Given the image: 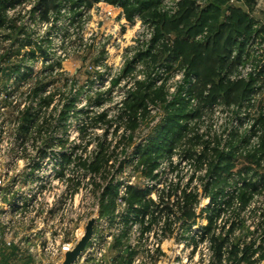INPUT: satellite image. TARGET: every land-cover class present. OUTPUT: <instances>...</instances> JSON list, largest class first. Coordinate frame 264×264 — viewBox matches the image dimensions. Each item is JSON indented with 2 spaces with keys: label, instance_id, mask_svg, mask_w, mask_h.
I'll return each mask as SVG.
<instances>
[{
  "label": "built area",
  "instance_id": "obj_1",
  "mask_svg": "<svg viewBox=\"0 0 264 264\" xmlns=\"http://www.w3.org/2000/svg\"><path fill=\"white\" fill-rule=\"evenodd\" d=\"M34 1L26 0L22 7L12 11L22 10V17L16 24L26 29L18 30L14 36H9L13 33L10 29L0 32V68L9 65L1 55L14 52L17 42L20 49L10 60L25 58V52L35 44L43 49L35 50L32 60L16 66V72L8 81L0 82V243L15 245L20 253L37 258L38 264H60L92 219L91 237L71 264H168L170 260L181 259L179 254L170 258L169 248L181 254L185 251L184 259L189 264H199V259L211 264L214 260L211 237H229L231 241L239 234L238 229L229 233L233 211H236L244 221L247 244L254 241L253 248L261 247L264 251V162L260 168L241 169L238 173L219 172L222 182L218 199L210 198L217 189L205 193L206 182L216 180L218 175L209 172L211 155L215 148L227 151L225 145L232 132L248 135L249 146L257 145L261 132L252 118L251 103L258 94H251L250 100L242 105H228L217 100L203 107L196 124H191L192 131L188 130L194 143L172 148L159 160L151 176L138 178V157L134 155V149L146 144L151 128L161 120L162 111L157 104L148 103L146 124L140 119L137 130L133 131L117 120L122 101L130 90L135 89L137 81L150 76L157 87L165 85L166 99L170 96L167 102H171L178 85L185 79L184 70L169 71L164 65L147 68L141 60L133 62L136 52L150 46L154 33L153 25L143 21L137 13L127 19L120 7L104 0H91L90 3L73 0L76 13L71 11L69 2L68 7L61 8L60 15L45 22L37 13L32 17L26 13ZM193 1L200 8L209 3V0ZM242 1L227 0L230 8L220 9V12L215 10L217 16L228 17L238 8L244 16L253 18L264 9V0H255L254 11L245 5L242 7ZM160 2V10L170 15L176 12L179 0ZM99 6L106 12L96 27L90 29L93 10ZM115 16L120 17L123 25L109 31ZM101 22H109V25L102 26ZM212 23V19L204 18L194 29V39H203ZM37 26L42 28L40 32L36 30ZM57 30H62V34ZM27 38L31 40L30 47L25 46ZM83 43L87 46L82 47ZM71 49H90L97 54L81 65H86L88 71L84 73L91 85L89 82L82 86L75 81H65L61 87L53 88L47 78H51L54 70L70 56ZM263 54L264 31L252 34L241 50H232L230 65L222 76L228 81H237L258 75L255 72ZM128 62H131L132 70L122 75ZM49 66L52 71L43 73L42 90L38 96L31 97L32 81L19 79L17 75L23 74L26 67L42 68V71ZM35 75L32 71L30 78ZM116 79L117 84L112 86ZM260 81H264V70ZM194 82L195 77H189L186 87H191ZM259 82L255 90L260 87L264 91V85H261L264 82ZM107 91L110 95L104 97L106 100L100 105L87 104L88 96ZM77 93L81 98L77 96L75 100V115L72 109L65 110V107ZM182 95L187 96L186 91ZM48 98L50 103L43 105L42 100ZM27 106L34 107L37 122L30 129V135L24 136L19 134V117ZM190 106H197L195 98L190 100ZM9 107L12 108V119L6 116ZM110 107L114 110L108 111ZM64 111L66 120L63 122L60 118ZM88 111L92 116L105 112L109 125L98 122L97 126L101 128L95 129L97 140L83 141L79 133L83 124L80 122L77 126L73 117L79 119ZM129 138L131 142H128ZM101 152L104 159L98 160V168L93 169L91 164ZM251 184L256 185V191ZM110 188L114 191V204L108 215H102V198ZM133 188L148 191L146 199L152 202L154 217L150 212L138 217L133 215V207L127 201ZM190 195L196 201L186 209L184 200ZM243 195L249 197L244 203L238 200ZM231 197L236 199L229 203ZM206 209L216 211L217 215L211 231L204 233L202 227L207 221L200 215ZM188 213L196 217L189 218ZM225 260L226 254L222 261Z\"/></svg>",
  "mask_w": 264,
  "mask_h": 264
},
{
  "label": "trees",
  "instance_id": "obj_2",
  "mask_svg": "<svg viewBox=\"0 0 264 264\" xmlns=\"http://www.w3.org/2000/svg\"><path fill=\"white\" fill-rule=\"evenodd\" d=\"M29 1L31 0H27V2ZM82 1L91 2V0ZM104 1L109 5L120 7L126 14L127 19H131L133 14L137 13L143 21L150 22L154 27L150 46L145 50L136 52L133 62L141 60L147 68L164 65L169 71L180 68L185 72V79L178 85L171 102H165L167 93L165 85L157 87L150 76H147L144 81H137L135 89L130 90L124 101H122L117 120L123 122L127 128H131L133 131L137 130L140 119L142 124H146V107L148 103L157 104L162 111L161 120L151 128L146 144L137 146L134 149V155L138 157L136 166L138 178L151 176L159 160L172 148L182 146L183 143L187 145L194 143L193 137L188 135V130L192 131L191 124L193 126L196 124V119L200 117L203 107L211 105L217 100L228 105H242L245 101L250 100L251 94H258V96H255V101L251 103L252 118L261 132L257 145L249 146L248 135L239 136L232 132L230 140L225 145L228 148L227 151H220L215 148L214 154L211 155L210 160H212L208 165L209 172L218 175H216V180L206 182L205 193H211L217 189L216 194H210L211 199L217 200L220 194L219 184L222 182L220 181L219 172L233 171L238 173L241 169L260 168L261 163L264 162V91L260 87L255 90L260 74L237 81H228L222 76L223 71L230 65L229 58L232 50L235 48L241 50L252 34H259L264 31V9L255 14L253 18L244 16L238 8L234 9L230 16L219 18L215 10H220V7L214 0H209L208 5L202 8L197 7L193 0H179L176 12L170 15L160 10V0ZM25 2L26 0H0V32L10 29L13 33L9 36H14L18 30L26 29L25 26L16 24L17 20L22 17V10L12 12L16 8L22 7ZM64 2L61 0H35L26 13L31 17L37 13L40 20L48 22L50 17L54 16L56 18L57 15H60L61 8L68 7L69 2L71 3V11L76 13L73 9L76 6L75 1L64 0ZM244 5L254 11L255 0H243L241 6L244 7ZM228 6H231V4L229 3ZM204 18L213 20L211 30L203 39L195 40L193 36L194 29ZM30 44L31 40L27 38L25 46ZM35 50L43 51L41 46L35 44L34 48L25 52L26 57L23 59L16 57L14 60H10V51L1 55V58H6L9 62L7 67L0 68V75L5 77L2 82L8 81L10 75L16 72V66L22 64V62L26 63L28 60H32ZM263 59L264 54L261 55L258 62L264 63V61L262 62ZM231 64H233V61ZM131 70V62H128L121 74L125 75ZM45 71L51 72L52 67H44L33 78H30V73H32L30 67H26L25 72L20 74L19 79L32 81L30 96L33 98L39 95L44 86L42 81H45L43 75ZM261 73H263V70ZM191 76L195 77V82L191 87H186V83L189 82ZM117 82V79L112 81V86L116 85ZM89 85H91V81H89ZM261 85H264V83H261ZM185 91L187 96L182 95ZM78 93L72 96L69 105L65 107V110L72 109L75 115L77 112L74 103ZM109 93L110 91L106 93L97 92L95 96H88L87 104L100 105L106 100L104 97L110 95ZM193 98L197 100V106L194 108L190 106V100ZM49 103L50 98L42 100L43 105ZM19 118L21 120L19 134L29 136L30 129L37 122L34 107L27 106L20 113ZM65 120L66 112L64 111L60 121L64 122ZM88 120V125L86 120L82 121L83 126L80 127V131H86L88 127H96L98 122L109 125L105 112L97 116H91ZM128 142H131L130 138ZM216 143L218 145L219 142ZM103 149L104 147H102ZM102 154V152L96 154V161L91 164L93 169L98 168V160L104 159ZM203 157L208 158L205 155ZM213 160H216V162ZM251 187L254 191L257 190L255 184H251ZM113 192V189L110 188L104 194V197L107 196V198H102V215H108L113 207ZM147 193V190L138 191L136 188L129 191L127 201L130 207H133V215L136 217L141 213H151L152 202L146 199ZM194 198L192 195L185 197L184 208H191L190 204L196 201ZM248 198L243 195L238 200L244 203ZM235 199V197H231L228 202L230 203ZM151 215L154 217L153 210ZM216 215V211L209 209H206L200 215V218L207 221V224L202 227L204 233L211 231L213 219ZM186 216L189 218L196 217L192 213H188ZM236 229L239 230V234L235 235L231 241L229 237L214 235L211 237V248L214 256L211 264H261L260 262L264 260V251L261 247L254 249V241L247 244L244 236V221L239 213L233 211V221L229 233ZM257 252L259 254L255 257ZM225 254L226 260L223 262ZM10 256H12V252H10ZM8 257L9 255L4 257V254H0V264H7Z\"/></svg>",
  "mask_w": 264,
  "mask_h": 264
},
{
  "label": "rangeland",
  "instance_id": "obj_3",
  "mask_svg": "<svg viewBox=\"0 0 264 264\" xmlns=\"http://www.w3.org/2000/svg\"><path fill=\"white\" fill-rule=\"evenodd\" d=\"M42 1V0H40ZM220 7V9H224V8H230V6H228V2L227 0H214ZM94 14L91 16L90 22H89V27L90 29H93V27H96V24L100 22V20H102V16L104 15V13L106 12V9L99 6L97 8H94L93 10ZM115 13H118L117 10H114ZM218 12H220V10L218 9ZM26 14V13H24ZM109 22H104L103 25H109ZM123 23L120 21V17L115 16L114 17V22L112 24L111 30L112 31L114 29H118L120 27H122ZM42 28L39 26H37V31L40 32ZM58 31V30H57ZM105 32V30H102ZM58 33L62 34V30L58 31ZM66 34V33H63ZM89 40V39H88ZM68 45H70V42H68ZM28 47H30L31 45H27ZM82 47L87 46L85 43H83L81 45ZM17 48V49H16ZM15 51L12 52L10 54V58L12 56H17V51L18 49H20V44L19 42H17V45L14 47ZM95 54L93 51H91L90 49L87 50H83V51H78V50H70V56L68 58H65L63 60V62L61 63V66L57 67L54 72H53V76L51 78H47V81H49V83H51L53 85V88L55 87H61L62 85H64L65 81H75L76 83H78L79 85H85L89 82L88 81V76L86 73H84V71H88L86 68V65H84L83 67H81V65L87 61H90L93 57H95ZM73 63V65L71 66L70 61ZM79 61L80 63L76 62ZM264 61V59L262 60V62ZM77 66V68H76ZM86 67V68H85ZM262 67V68H260ZM42 68L37 69L34 68V70L32 69L33 72H36V74H39ZM86 69V70H85ZM92 69V68H91ZM264 70V63H259L258 69L255 73H258V75H262L261 71ZM93 72V70L90 71V74ZM257 75V76H258ZM20 76V74L17 75V77ZM4 76L0 75V82L1 84L2 81H4ZM260 80V78H259ZM56 85V86H55ZM80 86V87H82ZM1 88V87H0ZM79 98H81V96H78ZM170 96H168V98L166 99L165 102L169 101ZM114 110V107H110L108 108V111H112ZM8 113L6 116H9L8 119H12V108L9 107L8 109ZM91 113L88 111V115H84L82 117L75 118L73 117L74 123L78 126L80 125V122L84 120H86L87 125H88V119L91 117ZM96 128H101V126H97V127H88V129L86 131H80L79 133L81 135V139L83 141H92L93 139L97 140V131L95 130ZM96 136V137H95ZM137 136H139L137 134ZM13 250H16L15 252ZM10 252H12V256H10ZM168 253L170 254V258L173 257L174 254H179L181 259H179L178 261L175 260H170L168 262V264H189V261H186L184 259V254L186 253L185 251L182 252V254L176 250L173 251L170 248L168 249ZM184 253V254H183ZM0 254H4V257H6L7 255H9L8 257V263L7 264H38L40 261L35 258L32 257L30 254L28 253H20L18 248L13 245V244H7V243H0ZM199 264H205L203 261H200V259L198 260ZM158 264H162V262L158 263Z\"/></svg>",
  "mask_w": 264,
  "mask_h": 264
},
{
  "label": "water",
  "instance_id": "obj_4",
  "mask_svg": "<svg viewBox=\"0 0 264 264\" xmlns=\"http://www.w3.org/2000/svg\"><path fill=\"white\" fill-rule=\"evenodd\" d=\"M92 224H93V220L90 219L85 226V232L83 233V236L80 238V240L76 243V245L71 251L65 253V257L60 264H71L77 259L79 254L85 248L87 241L91 237ZM261 264H264V260L261 262Z\"/></svg>",
  "mask_w": 264,
  "mask_h": 264
},
{
  "label": "crops",
  "instance_id": "obj_5",
  "mask_svg": "<svg viewBox=\"0 0 264 264\" xmlns=\"http://www.w3.org/2000/svg\"><path fill=\"white\" fill-rule=\"evenodd\" d=\"M77 63H79V62H76V65H77ZM70 64H71V66L73 65V63L70 61ZM77 67V66H76ZM14 252L16 251V250H13ZM8 261L9 260H7V263H8Z\"/></svg>",
  "mask_w": 264,
  "mask_h": 264
}]
</instances>
